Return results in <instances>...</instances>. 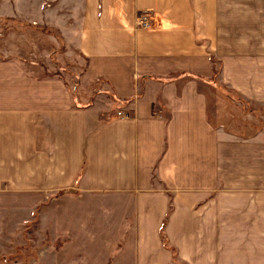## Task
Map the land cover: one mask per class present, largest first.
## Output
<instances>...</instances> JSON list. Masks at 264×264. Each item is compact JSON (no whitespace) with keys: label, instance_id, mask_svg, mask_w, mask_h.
<instances>
[{"label":"crops","instance_id":"crops-1","mask_svg":"<svg viewBox=\"0 0 264 264\" xmlns=\"http://www.w3.org/2000/svg\"><path fill=\"white\" fill-rule=\"evenodd\" d=\"M74 1L56 28L86 61L76 98L0 61V194L52 198L83 264H264V131L220 129L209 93L214 57L264 106V0Z\"/></svg>","mask_w":264,"mask_h":264},{"label":"rangeland","instance_id":"rangeland-1","mask_svg":"<svg viewBox=\"0 0 264 264\" xmlns=\"http://www.w3.org/2000/svg\"><path fill=\"white\" fill-rule=\"evenodd\" d=\"M75 3L17 0L23 13L18 8L16 17H0V61H17L29 75L61 79L75 91L83 80L86 61L56 28L64 26L61 21L66 17L72 20L71 13L78 9ZM92 89L90 85L79 87V101L88 102ZM209 93L210 120L220 129L246 138L264 131V106L247 103L222 83L221 76L212 80ZM97 100L104 107L117 106L110 95ZM51 199L37 204L35 196L0 194V264H83L86 258L71 255L75 253L73 243L68 248L69 240L62 239L68 227L75 225L67 213L54 215Z\"/></svg>","mask_w":264,"mask_h":264},{"label":"built area","instance_id":"built-area-1","mask_svg":"<svg viewBox=\"0 0 264 264\" xmlns=\"http://www.w3.org/2000/svg\"><path fill=\"white\" fill-rule=\"evenodd\" d=\"M137 27L139 28H150L152 26L151 17L148 14H142L137 18Z\"/></svg>","mask_w":264,"mask_h":264},{"label":"trees","instance_id":"trees-1","mask_svg":"<svg viewBox=\"0 0 264 264\" xmlns=\"http://www.w3.org/2000/svg\"><path fill=\"white\" fill-rule=\"evenodd\" d=\"M211 61L213 63V81H215L216 78L221 76V63L214 57L211 58ZM76 92V91H75ZM73 91V96L76 98V93Z\"/></svg>","mask_w":264,"mask_h":264}]
</instances>
